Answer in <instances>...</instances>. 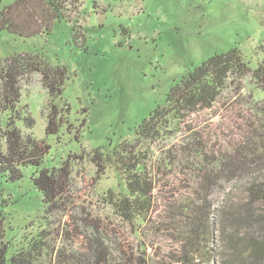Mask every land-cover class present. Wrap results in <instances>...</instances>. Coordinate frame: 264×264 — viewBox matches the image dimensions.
<instances>
[{
    "label": "trees",
    "instance_id": "16d2710c",
    "mask_svg": "<svg viewBox=\"0 0 264 264\" xmlns=\"http://www.w3.org/2000/svg\"><path fill=\"white\" fill-rule=\"evenodd\" d=\"M79 1L17 0L0 11V33L49 36L52 22L66 21ZM262 49L256 67L237 48L210 57L175 84L165 104L136 126L132 141L110 155L94 152L96 167L119 174L122 190H109L105 199L113 214L137 236L142 228L161 240L152 256L145 245L88 221L82 229L68 223L63 235L68 252H54L48 243L41 250L40 240L39 248L37 243L17 247L4 242L6 218L0 214V264H42L46 258L54 264H264ZM35 74L50 97L46 139L29 132L36 121L23 105L24 83ZM67 79V68L42 54L14 53L0 60V179L20 183L31 169L45 214L54 216L75 215L80 208L72 160L82 157L50 164L48 138L60 135L59 101ZM246 82L251 88L244 97ZM229 93L241 99L230 102ZM178 136L184 140L168 148ZM216 194H222L219 206ZM111 236L115 250L107 244Z\"/></svg>",
    "mask_w": 264,
    "mask_h": 264
},
{
    "label": "rangeland",
    "instance_id": "374dc122",
    "mask_svg": "<svg viewBox=\"0 0 264 264\" xmlns=\"http://www.w3.org/2000/svg\"><path fill=\"white\" fill-rule=\"evenodd\" d=\"M16 1L0 0V11ZM67 16L66 21L52 22L49 36L0 33V60L14 53H34L67 68L59 101L63 125L60 135L49 137L48 143L52 166H60L69 155L82 157L72 160L75 205L80 208L75 215L45 214L41 194L30 181L31 169L20 183L0 179L4 242L17 247L37 243L39 248L42 241L41 250L48 243L54 252H68L70 243L63 237L68 223L82 229V223L92 222L121 232L141 248L145 245L152 256L161 240L142 228L137 236L113 214L105 199L109 190H122L119 174L96 167L94 152L110 155L123 141H132L136 126L165 104L175 84L215 54L237 48L256 67L264 46V0H80ZM244 85L246 97L251 86ZM23 87V105L29 106L36 121L29 132L46 139L50 97L42 76L35 74ZM226 96L230 102L241 99L233 93ZM183 140L171 139L167 147ZM154 151L158 153L157 148ZM214 200L219 206L222 194ZM44 232L47 235L41 238ZM115 237L107 239L113 250ZM216 242L221 245L218 238ZM42 264L54 263L46 258Z\"/></svg>",
    "mask_w": 264,
    "mask_h": 264
}]
</instances>
